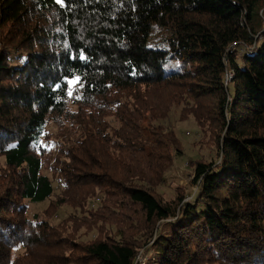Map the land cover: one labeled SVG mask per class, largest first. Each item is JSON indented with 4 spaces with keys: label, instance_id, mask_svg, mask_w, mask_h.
<instances>
[{
    "label": "trees",
    "instance_id": "1",
    "mask_svg": "<svg viewBox=\"0 0 264 264\" xmlns=\"http://www.w3.org/2000/svg\"><path fill=\"white\" fill-rule=\"evenodd\" d=\"M173 105L215 150L190 200L158 191ZM153 237L157 264H264V0H0V264H135Z\"/></svg>",
    "mask_w": 264,
    "mask_h": 264
},
{
    "label": "rangeland",
    "instance_id": "2",
    "mask_svg": "<svg viewBox=\"0 0 264 264\" xmlns=\"http://www.w3.org/2000/svg\"><path fill=\"white\" fill-rule=\"evenodd\" d=\"M58 1V0H57ZM60 0L59 3H61ZM255 45H251L249 50L253 49ZM178 65L177 61H167L164 64L166 69L174 68ZM77 81L76 77L70 79L71 84H74ZM180 105H173L169 115L165 119H159L152 121L153 124H160L166 129L173 130L174 133L178 136L182 143V152L175 155L174 162L172 167L165 172V182L158 187V191L163 194L166 199H171L175 196V187L183 186L186 190V200H190L196 191V186L191 183L193 178V161L200 156L206 158L207 161H211L214 156V149H210L202 141L203 134L200 131V128L196 125L192 117H189L186 120L179 119ZM46 131L50 135V143L48 147L59 148L61 142L64 138L74 139L77 136V133L73 134V131L68 129L67 133H61L57 131L56 127L51 123L46 124ZM73 135V136H72ZM61 136L64 138L61 139ZM48 200L41 202H32L28 201L29 212L31 215L34 212H41L47 206ZM95 204V203H94ZM77 212V209L71 206H62L59 208L56 214H53L51 221L58 222L59 220H64L65 217L73 216ZM166 219L168 220H173ZM161 223V228L169 226L167 222ZM68 225L72 224V220L67 221ZM95 231L84 235L79 238V240L91 238ZM154 241L153 239L145 246L140 248L135 256V264H157L159 261V254L156 249H152L151 244ZM22 248L20 247L15 251V253H20Z\"/></svg>",
    "mask_w": 264,
    "mask_h": 264
},
{
    "label": "built area",
    "instance_id": "3",
    "mask_svg": "<svg viewBox=\"0 0 264 264\" xmlns=\"http://www.w3.org/2000/svg\"><path fill=\"white\" fill-rule=\"evenodd\" d=\"M232 75H233L232 72H228L227 75H226V81L229 80V79H231Z\"/></svg>",
    "mask_w": 264,
    "mask_h": 264
},
{
    "label": "snow or ice",
    "instance_id": "4",
    "mask_svg": "<svg viewBox=\"0 0 264 264\" xmlns=\"http://www.w3.org/2000/svg\"><path fill=\"white\" fill-rule=\"evenodd\" d=\"M58 2H60V0H58Z\"/></svg>",
    "mask_w": 264,
    "mask_h": 264
}]
</instances>
